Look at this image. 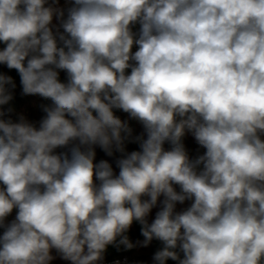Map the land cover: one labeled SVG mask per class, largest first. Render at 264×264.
<instances>
[{"label": "clouds", "instance_id": "obj_1", "mask_svg": "<svg viewBox=\"0 0 264 264\" xmlns=\"http://www.w3.org/2000/svg\"><path fill=\"white\" fill-rule=\"evenodd\" d=\"M154 242L264 264V0H0V264Z\"/></svg>", "mask_w": 264, "mask_h": 264}, {"label": "trees", "instance_id": "obj_2", "mask_svg": "<svg viewBox=\"0 0 264 264\" xmlns=\"http://www.w3.org/2000/svg\"><path fill=\"white\" fill-rule=\"evenodd\" d=\"M61 5L62 6L64 5V0H61ZM9 74H11L14 77L16 84H17V87L14 90V100L12 102V106L16 109L17 113L24 112V113H27L32 119H38L39 116L41 115L38 105L41 103H45V102L40 100V98L38 97L22 96L20 94L21 88L19 85L18 75L14 71ZM61 78L63 79V74H61ZM117 114L121 115L122 118H126V114H123V113H117ZM132 126L134 127L136 133H139L141 129L138 125H136L135 122H132ZM185 144L187 148L189 149L190 154L192 156H196L197 154L203 151L202 149H199V146L196 144L195 140L190 135L185 138ZM134 148H136V145H129V150H132ZM99 159H111V158L106 157L102 151L97 149V160ZM185 206H187V202L185 205H182V206L178 205V208L185 207ZM130 237L133 239H136V238L142 239V237L139 236V226L133 227V229L130 232ZM159 247H160L159 243L154 242L153 245L150 246V248L144 249V250H138V251L133 250L130 252H124V251L117 252L116 249L109 248V251L106 256V261L118 259L124 256H130L135 259V262L146 261L147 264H151V259H150L151 255ZM135 262L133 264H135ZM54 264H66V262L57 259L56 261H54ZM168 264H175V262L168 261Z\"/></svg>", "mask_w": 264, "mask_h": 264}, {"label": "built area", "instance_id": "obj_3", "mask_svg": "<svg viewBox=\"0 0 264 264\" xmlns=\"http://www.w3.org/2000/svg\"><path fill=\"white\" fill-rule=\"evenodd\" d=\"M137 28H138V26H137ZM114 260H117V259H114ZM114 260L106 261V264H112V262ZM118 260L121 261V264H133L135 262V259L133 257H130V256H124V257L118 258Z\"/></svg>", "mask_w": 264, "mask_h": 264}]
</instances>
